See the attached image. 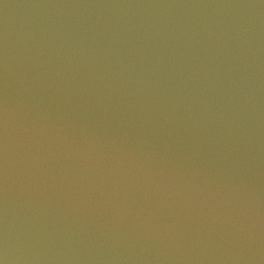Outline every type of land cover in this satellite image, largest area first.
<instances>
[{
	"label": "water",
	"instance_id": "95a60500",
	"mask_svg": "<svg viewBox=\"0 0 264 264\" xmlns=\"http://www.w3.org/2000/svg\"><path fill=\"white\" fill-rule=\"evenodd\" d=\"M0 264H264V0H0Z\"/></svg>",
	"mask_w": 264,
	"mask_h": 264
}]
</instances>
